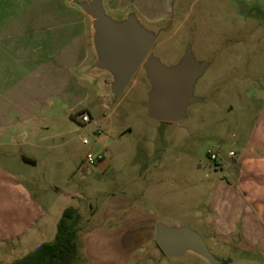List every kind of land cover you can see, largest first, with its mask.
<instances>
[{"label":"crops","instance_id":"obj_1","mask_svg":"<svg viewBox=\"0 0 264 264\" xmlns=\"http://www.w3.org/2000/svg\"><path fill=\"white\" fill-rule=\"evenodd\" d=\"M78 1L90 0H0V250H13L12 261L54 240L65 207L51 212L43 199L56 196H51L42 175L64 173L67 158L72 162L67 172L75 174L74 160L89 144L78 136L97 123L92 108L110 103L109 73L92 67L97 59L93 20ZM180 1L102 0V5L116 19L133 11L158 34ZM225 1L230 14L264 21V0ZM80 112L90 115L89 123H80ZM94 132L96 145L99 128ZM238 146L233 156L217 153L226 177L218 179L203 218L217 238L228 240L238 234L239 247L264 256V99L247 139ZM104 158L102 154L100 162ZM52 187L59 188L55 194L66 190L58 183ZM70 206L76 208L74 203ZM122 208L120 203L116 216H105L101 230L92 221L90 230L80 236L78 232L79 260L83 256L86 264L129 262L125 255L154 240L155 228L135 226L151 220ZM129 223L133 228L123 225ZM157 251L160 264L165 255ZM187 252L196 255V264L203 263L200 255Z\"/></svg>","mask_w":264,"mask_h":264},{"label":"rangeland","instance_id":"obj_2","mask_svg":"<svg viewBox=\"0 0 264 264\" xmlns=\"http://www.w3.org/2000/svg\"><path fill=\"white\" fill-rule=\"evenodd\" d=\"M179 6L162 22L149 52L170 66L191 46L194 58L207 64L194 85L200 100L187 106L179 122L155 121L144 106L150 84L140 66L113 103L92 108L97 123L78 136L90 142L74 160L75 174L67 172L72 163L68 158L63 160L64 173H39L56 196L43 200L52 213L74 203L82 218L79 236L91 229L92 221L99 230L105 227V216H116L122 203L130 214L151 220L137 223L140 230H154L156 222L188 224L217 259L264 264V256L238 246V234L217 238L203 218L218 179L226 177L224 166L210 159L211 152L233 156L247 139L264 99V21L230 14L225 0H181ZM96 128L100 141L94 145ZM87 151L102 153L104 161L86 162ZM54 183L66 190L55 194L59 188L55 190ZM157 250L154 240H146L141 250L124 256L129 262L119 264H156ZM195 256H164L160 264H196ZM12 259L13 250H0V264ZM76 264H86V259L82 256Z\"/></svg>","mask_w":264,"mask_h":264},{"label":"water","instance_id":"obj_3","mask_svg":"<svg viewBox=\"0 0 264 264\" xmlns=\"http://www.w3.org/2000/svg\"><path fill=\"white\" fill-rule=\"evenodd\" d=\"M77 4L93 20L92 39L97 59L92 67L109 73V102H114L142 66L150 84L144 102L148 115L157 122L183 120L187 106L200 100L194 95V85L207 66L194 58L191 46L175 65H165L149 52L157 32L146 27L133 11L116 19L105 12L102 0L78 1ZM154 241L166 257H179L192 251L209 264H222L188 224L169 226L156 222Z\"/></svg>","mask_w":264,"mask_h":264},{"label":"trees","instance_id":"obj_4","mask_svg":"<svg viewBox=\"0 0 264 264\" xmlns=\"http://www.w3.org/2000/svg\"><path fill=\"white\" fill-rule=\"evenodd\" d=\"M81 214L71 206L65 207L57 221L54 240L40 244L10 264H76L79 257L77 244Z\"/></svg>","mask_w":264,"mask_h":264},{"label":"built area","instance_id":"obj_5","mask_svg":"<svg viewBox=\"0 0 264 264\" xmlns=\"http://www.w3.org/2000/svg\"><path fill=\"white\" fill-rule=\"evenodd\" d=\"M79 119H80V123L81 124H87L90 122V115L87 112H80L79 113ZM83 144H87L89 143V140L87 138H83L82 140ZM102 159V154H96L93 155L90 152L86 154V157L84 158V160L88 163H94L96 161H100ZM210 159L211 160H216L217 159V154L215 151H212L210 154Z\"/></svg>","mask_w":264,"mask_h":264}]
</instances>
